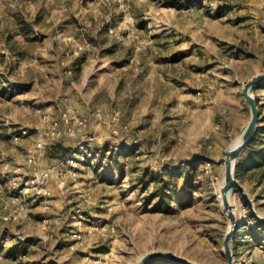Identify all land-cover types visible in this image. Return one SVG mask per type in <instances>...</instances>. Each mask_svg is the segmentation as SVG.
Segmentation results:
<instances>
[{"label": "rangeland", "instance_id": "obj_1", "mask_svg": "<svg viewBox=\"0 0 264 264\" xmlns=\"http://www.w3.org/2000/svg\"><path fill=\"white\" fill-rule=\"evenodd\" d=\"M262 72L264 0H0V149L29 150L43 114L117 111L128 125L112 136L91 123L94 162L53 173L47 193L19 196L32 174L29 151L13 168L3 163L11 169L5 190L0 181V264H135L152 251L227 264L225 151L249 120L241 88ZM252 95L258 134L240 151L235 177L264 216V164L243 163L264 148V89ZM163 182L173 189L167 210L152 197ZM230 201L243 224L234 264H264V225L238 193Z\"/></svg>", "mask_w": 264, "mask_h": 264}, {"label": "built area", "instance_id": "obj_2", "mask_svg": "<svg viewBox=\"0 0 264 264\" xmlns=\"http://www.w3.org/2000/svg\"><path fill=\"white\" fill-rule=\"evenodd\" d=\"M40 119L41 125L37 129L39 138L35 141L34 145L28 150V155L25 162L32 168L30 177L26 180L25 186L19 190V196H23L24 190L45 191L47 182L53 173L60 174L64 172V176L71 174V171L63 168H75L77 162L85 160V158L92 164L95 160V156L98 155L97 147H94V138L86 131L90 127L91 123L96 124L97 127L107 126L111 129V135L116 136L119 133H124L128 125L120 122L119 112H112L111 114L102 115L101 113L94 112L90 118L83 117L75 112H61L58 118L50 117L47 114H43ZM24 134L26 130L22 131ZM59 134L68 138L76 139V144L71 149L66 157L59 160L55 166L45 169L37 168V162L40 156L43 154L44 149V136L51 141L54 140ZM20 135H13V139L19 140ZM108 150L106 153L108 154ZM64 170V171H62ZM70 176V175H69ZM72 176V175H71ZM63 182V179H62ZM61 182V184H62ZM3 245L6 244L2 241Z\"/></svg>", "mask_w": 264, "mask_h": 264}, {"label": "water", "instance_id": "obj_3", "mask_svg": "<svg viewBox=\"0 0 264 264\" xmlns=\"http://www.w3.org/2000/svg\"><path fill=\"white\" fill-rule=\"evenodd\" d=\"M263 81L264 72L255 74L243 84L241 88V94L249 107V120L239 137L240 142H238V144L233 147H229L225 151L223 172L224 175L219 190V198L221 208H223L222 211L225 214L229 225L222 240V254L225 256L227 264H234L231 245L237 234V231L243 225L242 222H239V220L237 219L234 211L235 208L231 204V194L234 192L238 193L242 203L247 207V209H249L248 211L251 217L264 225V216L257 212L253 201L247 194L248 192H246L242 184L236 179V175H234V169L236 161L238 159V155L240 151L249 143L253 134L255 133L256 127L258 126L257 122L259 116V108L257 106L256 99L252 95V90ZM156 260H165L174 264H196L190 261L188 258L186 259L185 257L178 256L168 251L148 252L143 255L135 264H148Z\"/></svg>", "mask_w": 264, "mask_h": 264}, {"label": "crops", "instance_id": "obj_4", "mask_svg": "<svg viewBox=\"0 0 264 264\" xmlns=\"http://www.w3.org/2000/svg\"><path fill=\"white\" fill-rule=\"evenodd\" d=\"M176 122H178V121H176ZM177 126L178 125L174 121H172L171 128L169 126V127H167V130H170L171 129V131L173 132L175 130V127H177ZM167 130H166L165 136H168V131ZM176 132H177V128H176ZM54 141H55V143L60 144L61 146L67 147L69 149H71L74 146V144H75L74 141H73V139L68 138V137H64L61 134H59ZM45 143H46V146L44 148L43 155L39 157L38 163H37V165H38V167L40 169H45V168H48V167H53L58 162V158L57 157L47 156L46 151H47V148L49 147V142H47L45 140ZM170 145H172V144H170ZM26 152H28V149H0V181H2L1 182V185L3 186L2 187V190H5L6 189V185H5L6 183L4 181V178L2 177L3 176L2 174H6V172H7L6 170H10L11 168H13L12 166H13L14 163L23 162L24 161V157L26 155ZM3 163H4V165L5 164L7 165V163H9V165H10L11 168L10 169H3ZM167 174L169 175V172ZM170 174L173 175V171ZM155 175L156 174H153L152 173V176H155ZM105 180H107V182H109V183H111V182L114 181L112 179L111 180L105 179ZM50 185H51L50 187H51L52 196L55 197V199L59 198L58 197L59 196V191L57 190L56 185H54L52 182L50 183ZM67 185L70 186V181L69 180L67 181ZM167 194H168V192H167ZM156 197L157 196H155L153 198H156ZM94 199H95V197H94ZM120 199H121L120 195H117V200L116 199L110 200L109 201V204H107V207L109 208L111 206L110 203H113L115 201L118 202ZM101 200H105V199H101ZM179 201H182L183 202L184 201L183 197H179L178 199H176L175 202L181 204L182 202L180 203ZM104 202H106V201H104ZM171 202H173V201H171ZM57 203H59V201ZM2 214L3 213L0 210V217L2 216ZM46 214L47 215H49V214L51 215V212L50 211H47ZM239 230L237 231V234H238Z\"/></svg>", "mask_w": 264, "mask_h": 264}, {"label": "trees", "instance_id": "obj_5", "mask_svg": "<svg viewBox=\"0 0 264 264\" xmlns=\"http://www.w3.org/2000/svg\"><path fill=\"white\" fill-rule=\"evenodd\" d=\"M255 89L257 88H262L264 89V81L262 83H260L259 85H257L256 87H254ZM257 99V98H255ZM257 101V100H256ZM258 134V132L256 131L254 133V135L252 136L250 142L254 139V136H256ZM253 143V142H251ZM71 149L67 148V147H63L61 146L60 144H57V143H53L52 145H49V147L47 148V151H46V154L47 156H50V157H57V158H64L66 157L70 152ZM244 164H246L248 167V169L252 168V167H260L261 165L264 164V148L263 149H259L257 151H253L250 153V155L244 160L243 162ZM241 167V163L236 161V164H235V169H234V175H236L237 171H239ZM163 186L162 188L159 189L158 193H153V197L157 196L159 199H158V203H157V207L158 209H162L161 207V204H164V209H169V202L165 201V197H167L168 199L171 198L170 195H168L173 189H170V187H168V184L167 183H164L163 182ZM185 190L186 191H189V185L188 184H185ZM168 192V194H167ZM183 199L184 200H187L188 199V194H183ZM180 203L182 201H179ZM183 203V202H182ZM181 203V204H182ZM163 210V209H162ZM153 262L155 261H152L148 264H153ZM161 264H174V263H171V262H168V261H165V260H162Z\"/></svg>", "mask_w": 264, "mask_h": 264}, {"label": "bare ground", "instance_id": "obj_6", "mask_svg": "<svg viewBox=\"0 0 264 264\" xmlns=\"http://www.w3.org/2000/svg\"><path fill=\"white\" fill-rule=\"evenodd\" d=\"M238 142H240L239 140H238ZM238 142H236L235 144H238ZM235 146V145H234Z\"/></svg>", "mask_w": 264, "mask_h": 264}]
</instances>
